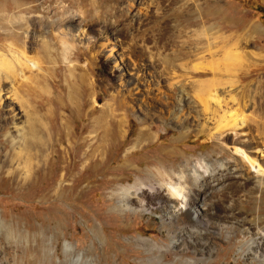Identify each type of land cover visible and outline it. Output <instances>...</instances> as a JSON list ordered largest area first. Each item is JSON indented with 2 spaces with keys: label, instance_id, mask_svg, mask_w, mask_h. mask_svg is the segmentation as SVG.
<instances>
[{
  "label": "rangeland",
  "instance_id": "rangeland-1",
  "mask_svg": "<svg viewBox=\"0 0 264 264\" xmlns=\"http://www.w3.org/2000/svg\"><path fill=\"white\" fill-rule=\"evenodd\" d=\"M194 9L213 17L189 25L181 16ZM18 10L27 25L16 19ZM0 11L8 13L15 30L9 34L0 25V52L19 73L13 82L4 81L2 92V117L11 123L0 132V164L7 161L0 174V264H78L79 256V264H188L179 260L182 247L170 253L176 241L164 224L172 225L177 239L193 224L155 210L159 202L167 204V193L150 191L153 178L146 174L162 167L177 172L185 158L190 164L209 162L196 183L202 192L197 200L191 197L192 179L185 185L184 198L203 213L209 208L212 217L206 239L211 254L193 264H251L239 250L250 238L239 231L246 227L236 229L237 236L230 222L259 216L264 226V187H252L264 177V152H257L248 174L231 175L221 164L244 171L236 157L246 152L232 138L243 139L245 124L226 131L229 140L222 141L198 134L191 123L181 126L175 117L199 109V98L211 93L220 104L210 101L209 107L218 114L244 106L248 116L264 108V0H0ZM22 25L28 26L26 56L35 67L25 68L13 57L25 36ZM228 53L237 60H227ZM12 88L47 123L50 144L23 146L37 126H28L24 109L10 98ZM121 117L124 136L117 145L106 131L115 130ZM142 125L154 138L131 152ZM248 125L255 134L254 123ZM74 130L86 145L76 157L61 158L60 151L50 163L52 143L61 136L68 144ZM258 137L263 145L264 136ZM161 149L175 153L162 156ZM83 151L90 156L80 160ZM103 161L110 169L106 176L96 172ZM90 162L95 164L86 169ZM69 163L76 164L66 170ZM139 179L148 209L120 210L112 191ZM132 205L139 207L137 201ZM184 210L180 204L179 213ZM140 238L158 244L162 260L151 259ZM202 253L198 245L186 257Z\"/></svg>",
  "mask_w": 264,
  "mask_h": 264
},
{
  "label": "bare ground",
  "instance_id": "bare-ground-1",
  "mask_svg": "<svg viewBox=\"0 0 264 264\" xmlns=\"http://www.w3.org/2000/svg\"><path fill=\"white\" fill-rule=\"evenodd\" d=\"M14 4L18 9H21L22 7L21 3L14 2ZM19 12L20 14L16 17V19L19 22H21V24L25 23V25H27V21H26L27 17H25V14L22 13L21 11ZM181 17L185 19L187 24L196 25L198 24L199 20L201 21L210 20L213 17V15L207 14V13H200L199 11L194 9V10L189 11V13L187 14H182ZM10 21L11 20H9L8 13L0 11V25L2 26L3 30L6 33L12 34V33H15V32H12V30H14V25ZM22 27L25 30V36H24V39L18 43L19 48H20L18 55H13V57H16L20 65H22L25 68H27L28 66L35 67L36 66L35 62L26 56V48H27L26 39H27L28 26L25 27L22 25ZM252 28L254 32H259V29L256 26H253ZM225 55L224 56L226 57L227 60H232V61L237 60V55L235 54L228 53ZM11 63L12 61H10V59L3 52H0V116L1 117L3 114L1 103L3 100L2 92L4 91V88H3L4 81L10 80V82H13L15 78L19 75V73H16V71L12 69L13 67ZM9 70H12L13 71L12 73L15 74V75H12V79L9 78V75L12 74L11 72L10 73L8 72ZM2 74H4V77ZM11 93L12 94L10 95V98H12L13 100H18L21 108L24 109V111H22V114L26 115V118H27L26 122L28 123V126L29 125L37 126L34 132V135L32 136V139L30 138L28 143H26L23 146L27 147V144H28L29 145L28 147H30V145H34L36 147L38 146V148H43L46 145L47 141L49 143V141L53 139V133L47 127V123L41 120V118L39 117L38 113L35 110H27L25 108V106L23 105V100L17 94L18 92H16L13 89ZM199 100L201 103L199 109L186 110L185 112L181 110V114H176V117H175L176 121L181 126H184V124L187 122L189 124L191 123L193 126L197 127L196 131L198 134L206 133L208 134L209 137L216 138L222 141L229 140V136L225 135L226 131H229V130L235 131L236 129H238V126L241 127L245 124L247 131H245L244 128L241 130V133L245 134L244 137H242L243 139L242 140L235 139V141H233V138H232L233 144L236 147L244 149L245 150L244 152H246V155L244 154L245 158L236 157L242 163V166L244 167L245 172L237 167L227 168L226 164L224 163L221 164V167H224V169H229V172L231 175L232 174L233 175L242 174V173H245V175L248 174L249 164L253 166L254 162H256L257 152L258 151L260 153L264 152V150H262L264 144L261 145V143L259 142L260 137H258V135L264 136V108L262 106H258V108H254V111L251 112L252 114L248 116L245 115L244 106L242 108H237V109L230 108V110H228L227 112H222L221 114H218L216 110L209 107L210 101H214L215 103L220 104L218 96H216V94H212V93L208 94L206 98L205 97L199 98ZM15 118L18 119L17 117ZM248 121L251 123H254L253 128H254L255 134L253 133L251 129L248 130V127H249ZM124 122H125L124 118L121 117L117 120L115 130L110 131V129L109 130L107 129L106 131L107 133H110V132L113 133V138L115 139L116 144L117 142H119L117 145L122 143L121 139L124 136V130H123ZM211 122L214 125L213 129L207 128L208 123H211ZM0 123L2 124L0 125V132H1L8 128L11 121L8 118L2 117L0 119ZM15 124L17 127V134L19 136L23 135V128L18 127L17 123ZM76 134L77 133L74 130V133L72 134L73 136H71L72 139L69 140L68 144L65 143L66 139H63L61 136H59L56 139V142L52 143L51 145L52 150L50 149L49 150L50 153L48 154V159L50 160V163L54 157H57V156L59 157L58 152L60 151H61V154H60L61 158H63L62 154L66 156L72 155L73 157H76L78 155L79 151L86 145L87 141L85 138H81V139L76 138ZM153 138H154V135L152 133V130L149 129L147 126L142 125L137 133V137L135 138V141L130 146L129 151L131 152L136 151L143 145L148 144L149 141H152ZM59 143H64L65 148L63 150H60L57 148L58 147L57 145ZM116 144H115V147H117ZM238 150L239 149L235 148L234 151L237 152ZM174 153H175L174 149H161L162 156L171 157ZM87 156L88 157L90 156L89 152L83 151L79 159L80 160L87 159ZM184 160L185 161H184L183 166L181 165L182 168L180 166V169L177 172H175V170H168L167 167H162L161 170L156 169L157 170L156 174H152V172L150 171L146 172L147 176H149L150 178H153V180L151 179L152 182L148 184L147 188L156 194L161 191H165L167 193V198L165 199V202H167V204L164 205L162 204L163 201H161L159 203L162 206L159 208H156L155 210L161 211L163 214H166L167 217L169 216L172 217L174 215H179V216L181 215V217H184L185 219L184 222L186 223L190 222L193 224V226L187 228V230L189 231L185 232L184 235L180 236L178 239H177V234L172 230V225L170 223L164 224V226L168 230L170 237L172 239H175L176 241L175 243L176 246L173 248V250H171L170 253L174 252V249L182 247V251L179 255V260H181L184 263L193 264L199 261L203 262L205 259V255L209 256L211 254V248L208 245L206 239H207V235H209L208 233L210 230V225L212 224L211 222L212 217L210 216L211 213L207 212L209 208L207 209V211L203 213L201 212L199 208H197V206H191L190 200L187 201V199L184 198L185 197L184 192L186 189L185 185L189 178H191L192 181L195 182V183L192 182V186L194 187V194L191 197H192V200H197L202 195V192L198 188V185H196V183L199 179L204 178L205 172L208 170V167H209L208 165L209 162L207 161L206 158H202L201 161L194 162L192 164L189 163L188 158H185ZM6 163L7 161L5 160L2 162V164H0L1 165L0 174L4 173L3 168L6 167L4 166ZM75 164L76 163H69L68 166L66 167V170L67 169L70 170V168L74 167ZM94 164L95 162L87 163L86 169H89V167L92 168ZM260 166L264 169V164ZM109 171L110 169L107 168V163L105 161L98 163V168L96 172H100L101 174L106 176V174ZM118 179L122 180V178H118ZM104 181L108 182V179H105ZM252 187H254V189H257L259 191L262 190L264 187V177H258L253 182ZM143 191H144V183L142 182V180L139 179L134 184H131L128 186H122V187L119 186L118 188L114 189L112 191V198L116 200L117 207L120 210L139 209V210L145 211L148 208H146L145 199L142 198ZM239 194H242V192L241 191L238 192V195ZM232 199H235V198H232ZM132 201H137L139 203V207L133 206ZM180 204L184 206L185 210L184 212L179 213ZM230 213L232 215V212ZM233 216L235 215L233 214ZM233 216H231L230 218H232ZM161 218L163 219L165 218V216H162ZM233 219L235 221L230 222V225H231L230 228L233 230V233L237 234L238 232L236 229L246 227L239 231L245 235H249L250 237L248 240L241 243L240 248H239L241 254L243 256L245 255L249 256V259H250L249 261L251 264H252V261H256L257 264H264V226H261L262 218L258 216L255 219V221H252V222H247V221L236 219V218H233ZM138 241L142 245L147 246V251L151 254L150 255L151 259L162 260V258L164 257V254L161 253V248L158 244L152 241H149L148 239H144V238H140L138 239ZM198 245L200 246V250L203 252L201 256H198V257L195 256L193 258L186 257V251L190 248L193 249ZM79 261H80V256L77 257V259L75 260V263L79 264Z\"/></svg>",
  "mask_w": 264,
  "mask_h": 264
}]
</instances>
